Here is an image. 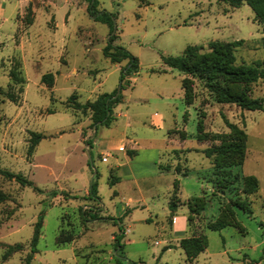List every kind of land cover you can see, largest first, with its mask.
Wrapping results in <instances>:
<instances>
[{
	"label": "rangeland",
	"instance_id": "374dc122",
	"mask_svg": "<svg viewBox=\"0 0 264 264\" xmlns=\"http://www.w3.org/2000/svg\"><path fill=\"white\" fill-rule=\"evenodd\" d=\"M97 1L116 17L114 44L140 66L113 123L96 132L91 112L73 103L120 89L127 62L103 55L111 27L91 16L88 0H0V172L32 182L0 175V264H264V110L220 103L204 79L163 61L188 47L201 55L213 42L243 41L235 65L258 68L262 76L243 87L264 99V16L246 2ZM239 132L242 159L233 149ZM35 135L42 139L33 146ZM250 176L260 183L255 195L246 194ZM248 203L253 214L233 210L239 229H208L232 204ZM175 217L187 220L184 239L208 237L192 263L173 235Z\"/></svg>",
	"mask_w": 264,
	"mask_h": 264
},
{
	"label": "trees",
	"instance_id": "16d2710c",
	"mask_svg": "<svg viewBox=\"0 0 264 264\" xmlns=\"http://www.w3.org/2000/svg\"><path fill=\"white\" fill-rule=\"evenodd\" d=\"M220 2L229 3L234 8H239L243 3L249 4L254 11L264 16L260 12V7L264 5V0H218ZM89 7L88 11L91 16L97 20L105 23L111 27V35L109 37L108 45L103 49V55L105 58L109 59L113 64H121L127 62L122 69L121 74V86L119 90L113 93H105L99 96L95 102H87L81 105L78 102L73 103L75 109L89 110L92 115V126L97 132L100 127H109L114 121V109L116 106L121 104L124 100L123 90L126 88L129 82V78L139 72V59L132 55L125 48L116 46L114 43L117 40V34L114 33V23L116 20L115 15L108 12L98 11V1L88 0ZM114 33V34H113ZM243 44V41H235L232 43L222 44L219 42H213L210 44L212 52L205 53L201 55H196V52L201 50V47H188L184 53L180 56H164L163 61L165 65L169 68L179 70L188 75L198 76L207 82V86L217 95L218 101L220 103L227 104H237L243 109L250 111H263L264 110V99H251L248 94L246 87L258 81L262 76V73L257 67L251 66H236L234 48H237ZM264 64V63H263ZM220 78H223L225 84L220 82ZM237 85L235 87L233 85ZM242 85V87H240ZM188 92L187 87H185ZM2 95V88L0 86V96ZM235 131L238 132L236 128ZM240 133V132H239ZM241 134V139L236 140L238 145L233 148L238 150L239 159H242L245 150L246 135ZM42 137L40 135H35V141H33V146L37 145ZM87 144H91V140L87 141ZM234 147V146H233ZM135 156V153H132ZM241 163V162H239ZM0 175H5L8 178L16 179L20 184L24 186H32V182L27 180L22 175H14L7 172H0ZM117 182V181H115ZM244 186L246 188V194L255 195L259 192L260 183L259 180L254 177H246L244 179ZM97 185L92 184L90 193L92 194V199L99 200L97 194ZM178 194V181L174 184V195L170 201V209L172 212L177 210V205L175 200ZM3 195L0 192V201ZM196 203H201L202 199H197ZM231 210L228 213L222 214L219 219L212 223L208 229L211 231H222L226 228L240 227V223L236 220L235 212L233 211L235 207L242 209L244 213L253 214V210L245 206L231 205ZM84 216V215H83ZM85 219V218H84ZM98 218L94 217V220ZM87 222V220L85 219ZM43 226V217H40L35 229L34 235L31 242L32 253L37 252V244L40 238V232ZM125 236V231L123 227H120V234L116 235L115 241L117 247L120 250L123 249L121 244L122 239ZM209 245L208 237L206 235L199 237H192L189 239H184L181 241V248L183 249L187 262L192 263L196 260L202 253H204ZM20 249V246L13 248L8 251L5 258H8L13 252Z\"/></svg>",
	"mask_w": 264,
	"mask_h": 264
},
{
	"label": "crops",
	"instance_id": "0c3cea01",
	"mask_svg": "<svg viewBox=\"0 0 264 264\" xmlns=\"http://www.w3.org/2000/svg\"><path fill=\"white\" fill-rule=\"evenodd\" d=\"M158 124L160 126H162L164 124V121L162 120L161 117H160V119L158 121ZM133 176L134 175L132 173V177ZM174 223H175L174 224V227L175 228H174V231H173V235L175 237H179L178 240H182V239L186 238L185 237V234L187 233L186 231H187V227H188L186 218L185 217L184 218H182V217H175L174 218Z\"/></svg>",
	"mask_w": 264,
	"mask_h": 264
}]
</instances>
